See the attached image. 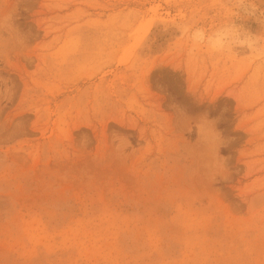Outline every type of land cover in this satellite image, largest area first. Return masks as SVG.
I'll return each instance as SVG.
<instances>
[{
	"label": "rangeland",
	"instance_id": "obj_1",
	"mask_svg": "<svg viewBox=\"0 0 264 264\" xmlns=\"http://www.w3.org/2000/svg\"><path fill=\"white\" fill-rule=\"evenodd\" d=\"M251 1L0 0V264H264Z\"/></svg>",
	"mask_w": 264,
	"mask_h": 264
},
{
	"label": "clouds",
	"instance_id": "obj_2",
	"mask_svg": "<svg viewBox=\"0 0 264 264\" xmlns=\"http://www.w3.org/2000/svg\"><path fill=\"white\" fill-rule=\"evenodd\" d=\"M241 40H243L242 35H240L239 37ZM233 40V37L230 35H225L220 43L216 46H214L213 50L217 51V52H222V51H226L230 46H231V42Z\"/></svg>",
	"mask_w": 264,
	"mask_h": 264
},
{
	"label": "bare ground",
	"instance_id": "obj_3",
	"mask_svg": "<svg viewBox=\"0 0 264 264\" xmlns=\"http://www.w3.org/2000/svg\"><path fill=\"white\" fill-rule=\"evenodd\" d=\"M251 1V0H250ZM253 1V0H252ZM251 1V2H252ZM254 1H257L258 2V4H260V5H263L264 6V0H254ZM251 4H254V3H251ZM255 8H258V9H261V10H263L264 11V9H262V7L260 8L258 5H255Z\"/></svg>",
	"mask_w": 264,
	"mask_h": 264
}]
</instances>
